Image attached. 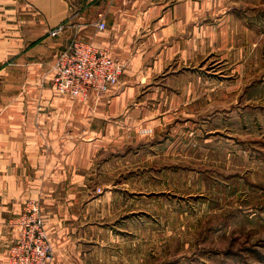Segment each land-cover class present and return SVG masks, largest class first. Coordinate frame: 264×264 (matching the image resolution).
Returning a JSON list of instances; mask_svg holds the SVG:
<instances>
[{
	"label": "crops",
	"instance_id": "crops-1",
	"mask_svg": "<svg viewBox=\"0 0 264 264\" xmlns=\"http://www.w3.org/2000/svg\"><path fill=\"white\" fill-rule=\"evenodd\" d=\"M259 3L0 0V264L20 238L13 223L27 199L40 204L51 264H122L112 249L119 238L103 228L113 197L106 184L98 190L99 163L137 141L141 126L191 131L209 85L242 83L264 36ZM61 23L65 30L50 36ZM73 37L125 65L100 98L54 89L52 66ZM227 60L232 80L222 75ZM209 65L218 68L212 75Z\"/></svg>",
	"mask_w": 264,
	"mask_h": 264
},
{
	"label": "rangeland",
	"instance_id": "rangeland-1",
	"mask_svg": "<svg viewBox=\"0 0 264 264\" xmlns=\"http://www.w3.org/2000/svg\"><path fill=\"white\" fill-rule=\"evenodd\" d=\"M257 43L242 83L208 86L191 131L141 126L99 163L98 190L113 197L103 228L122 264H264V36Z\"/></svg>",
	"mask_w": 264,
	"mask_h": 264
},
{
	"label": "built area",
	"instance_id": "built-area-1",
	"mask_svg": "<svg viewBox=\"0 0 264 264\" xmlns=\"http://www.w3.org/2000/svg\"><path fill=\"white\" fill-rule=\"evenodd\" d=\"M96 27L103 30L105 23L98 21ZM65 28V23H61L49 35L56 36ZM124 68V63L113 59L106 48L73 37L55 59L52 82L59 94L81 100L90 96L97 99L118 83ZM13 224L19 228L20 238L9 248L8 264H51L53 250L38 201L25 200Z\"/></svg>",
	"mask_w": 264,
	"mask_h": 264
}]
</instances>
